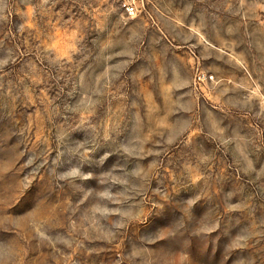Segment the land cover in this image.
<instances>
[{
    "label": "rangeland",
    "instance_id": "1",
    "mask_svg": "<svg viewBox=\"0 0 264 264\" xmlns=\"http://www.w3.org/2000/svg\"><path fill=\"white\" fill-rule=\"evenodd\" d=\"M0 264H264V0H0Z\"/></svg>",
    "mask_w": 264,
    "mask_h": 264
},
{
    "label": "built area",
    "instance_id": "2",
    "mask_svg": "<svg viewBox=\"0 0 264 264\" xmlns=\"http://www.w3.org/2000/svg\"><path fill=\"white\" fill-rule=\"evenodd\" d=\"M124 6L126 7V10L128 11V13L130 14H134L137 10L136 4L132 1H126L124 3Z\"/></svg>",
    "mask_w": 264,
    "mask_h": 264
}]
</instances>
